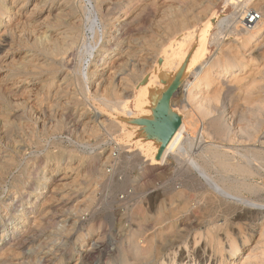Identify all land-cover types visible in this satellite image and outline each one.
I'll use <instances>...</instances> for the list:
<instances>
[{
	"label": "bare ground",
	"instance_id": "6f19581e",
	"mask_svg": "<svg viewBox=\"0 0 264 264\" xmlns=\"http://www.w3.org/2000/svg\"><path fill=\"white\" fill-rule=\"evenodd\" d=\"M78 1L79 0H0V31L2 32V34L8 33L9 31H12L13 28H16L17 25L20 24V23H24V24L28 25L27 28L28 27H31L32 28V27H35L34 25H36L34 23L40 20L38 25L39 26H42L43 30L41 29L42 30L41 31V34H39L34 39L35 47L37 49L39 48L44 54L60 57L59 64H58V66H56V69H54V71L57 72V73H59V72L65 73L64 76H63V78L61 79L60 84H58V88L56 89L55 94L56 95L57 94L58 95H60V94L61 95H65V94H63V92L66 91L65 89H69L68 87H70L71 81H74V80L76 81L77 87H79V88L82 87V89H84V90L87 89L88 84L97 83V89L94 90V92L91 91L92 92L91 94L93 95L94 100L95 101H97V100L98 101H101L105 105V107L109 108L112 111V114H115V118L112 119L110 122L108 121V123L106 122L107 124L105 123V121H107L108 118H106V120L103 119L102 121H100L98 123V125L96 123V126L94 124L95 128L92 129L93 132L94 133H97L98 132V127H101L102 125H105V124L107 126V128L106 127L105 128L108 130V131L106 130L107 131L106 133H109L110 134V129H112L113 130L112 133L116 134L117 133V130L119 129V131H121L120 132V135H118V136L116 135V137H114V141L115 142H118L119 145L120 144L123 145V144H125V142H127L126 141V138L128 136H130V134H131L130 130L126 126V122H127L128 119L132 118L136 122H138L139 124L144 125L145 126L144 128L150 134H152V136L155 139V143H156V149L154 150L153 153L150 151L149 148H147L148 147L147 145L143 146L142 143H141L142 146L139 147L138 150L136 148V150L139 151L142 154V156L144 157V159H143L144 161L141 163V165L144 166L143 168L145 170L147 169L146 170L147 173H152L155 169H159V168H162V167H166V163L168 164L167 161H168V159L170 157H173L177 161H181L180 159L182 157H185L186 154H188V151L190 150V148L191 149L194 148L193 147V145H194V143H193L194 135L193 134L196 133L197 131H199V130H197L198 128L196 129V127L198 126L197 125V122L199 121V119H201L200 118L201 116L200 117H198L199 115L197 116V112H200V114H202V115H212L211 116L212 117L211 120H209L210 122L208 121L209 122L208 125H206L207 123L206 124L203 123L200 126V122H199V126H200L199 129L202 131V133L206 132L209 135L211 133H213V134H215L216 136H219V137L220 136L226 137L228 135V133H229L228 132L229 126H227V124H225L224 122H222L221 115L224 113V111L223 110L220 111V107H219V104L221 103V97H220L221 95H220V91L219 90H221L223 87H226V88L229 89V91L228 90L227 91H228V95L231 97L230 94H233V92L230 93V91L232 89H235L233 85H235V86L239 85L240 86V89L241 88L243 89V94L239 97V99H244L246 102H251V103L254 101L253 89H254L255 83L254 82H251V83L242 82L239 79V76L238 75H239V72H241L242 70H245V69L249 68L256 61L255 58L253 57V49H254V47H256L257 44H259L262 41H264V14H262L263 15V18L260 16V18L257 19L255 17V14H254L253 11L250 10L251 13L248 14V11L249 10L248 9L246 10V9L243 8V10H245V11H242L241 13H238L237 12L238 13L237 14L235 12L236 14L233 13V15L232 14L229 15L230 17H225L223 19L221 18V20L219 21V25L220 24L222 25L226 21H229V22L232 21L233 24L230 25V26H228V27H230L229 28L230 29V33L229 34L232 35L235 38H237V37H241L242 38L243 37V41H242L241 48L237 47L236 44H235V46H232V45L230 46L229 44L231 42H229V43L227 42L228 45L230 46L229 48L226 46V48L228 49V52L227 53H224L222 57H219V58H216V59H213L212 58L213 59L212 60V59L206 58V54H208V53H207V47H206V45L203 44V40L206 39V37H207V31L209 30V27H211V25H212V20H214V18H215L214 15H212L213 13L211 14L212 16H208L207 13L210 10H204V8L201 9L199 5L196 6V7H199V9L197 8L198 11L200 9L202 10V11H199L198 12V15L199 16L202 15V13L205 14V12L207 11V13L202 17V20H204V24L202 26L203 28L200 29L199 33H197L196 30H192L193 29L192 26L195 27L194 24L192 25V23H193L192 21H194V19L196 18V16H194L192 13L191 14L193 16H191L188 9H187L188 11H185V9L182 8V5L183 4H181V3H179L181 5L177 4V5H179V7L177 5H174V6L177 7L176 9H173V8L171 9V5H168V3H166L167 5L165 4V6L163 7V8H167L166 9V12L167 13L165 14V16L163 18V22H164V24H163L164 27H163V32H162L163 33L162 34L163 35L162 36L163 38H160V40H157L159 37L157 38L156 35H155L156 38H152V37H154V34L152 35V33H151V38H150V36L149 37H146L147 39L148 38H150V40L151 39H153V40L156 39L158 41V43H155L156 41L153 42V43L156 44L155 45L156 49H155L154 46H152L153 48L149 46V48L155 49L154 51H157V55L152 56L151 57L152 59L150 58L151 59V61H150L151 66L149 67L148 70L145 69L147 71H145L143 74H141L143 72V70H142L143 67L141 66L142 68H140L141 69L140 74L142 76L134 84H132V89L130 88V86H128V84H125L130 89L128 87H127L128 89L125 88V87H122V88H125L126 89L125 90L126 92L123 89V91L125 93H122L123 92L122 91L121 92V95H120L118 93L119 91L117 92L116 87H115V84L111 80V78L114 77V76H116L117 73H120V72H122L124 70L125 63H126L124 61V58H125L124 56L125 55L131 56L135 52V50H133L134 49L133 46L130 45V43H132V42L129 41L130 38L128 37V29H129V27L131 25H133L134 23H136V21H138L141 18L142 14H144V12L147 11V8L152 7V5L154 6L155 2L158 1V0H115L116 2L115 1L114 2H109L107 0H80V1L84 2L83 4L82 3L81 4L78 3ZM161 1H163V0H161ZM166 1L167 2L169 1V3H170V1L173 2L174 0H166ZM180 1L183 2V3L186 2V3L190 4V5L194 4V9H195V12H196L195 5L198 3V0H196V2H197L196 4H195V2L194 3L192 2L193 0L191 1V3H190V0H180ZM201 1H199V2H201ZM246 1H248V0H246ZM249 1L251 2V0H249ZM108 2H109V4H108ZM164 2L165 1H163V3ZM176 2H178V1H176ZM260 2H262V1H260ZM186 3H185V5H186ZM201 3H199V4L203 6L204 4H201ZM227 3H229L228 0H227ZM263 4L260 3L261 6ZM27 5H30V6H28V10L27 11H22V9L24 7H27ZM235 5L233 7H235ZM180 6H181V8L183 10H180L179 9ZM187 6H189V5H187ZM211 6H212V4H211ZM240 7H241V5H240ZM240 7L238 9H240ZM247 7H249V6H247ZM16 8H18V9H16ZM163 8H162V10L165 11V9H163ZM205 9H207V7ZM101 10L103 12H101ZM148 11H150V10H148ZM153 11H154V13L155 12L156 13L158 12V11H155V8H154ZM84 13H87L88 17L87 16L86 17L89 18L90 21H91V26L89 28V31L91 30V32H92V35H93L92 36L93 37V43L90 44V42H89L90 46L88 44L85 45V47H87V45L89 46L87 48H90V49L89 50H86V51H88L90 53V55L93 52V50L95 51V48L97 47V45L100 42V39L102 38V42L99 44L100 45V49L98 50V48H97L98 53L95 54L94 57L92 56L93 58L90 59L91 62H90V71H89V73L91 74L92 80H90V82H88V84L86 82L87 76H84L83 75V77H81V78L79 77L81 75L80 73H82L81 72L82 71V68L80 67V65L83 62L80 65L76 63L74 69H70V67H66V68L63 69V66L61 64V62L64 61V58H66L68 55L72 54L74 51H76V50L79 49V43L81 42L82 38L84 39V35L86 34V32H85V28L86 27L84 25L85 23H84V19H83V16H82ZM226 15H228V14H226ZM252 15H254V16L252 17ZM23 16H25L24 17L25 18L24 21L22 20ZM103 16H105L104 17L105 18V21L104 22H103ZM156 16L157 15H155V17ZM146 17L144 19H146ZM250 17H252V18H250ZM150 18H151V20L153 19V17H150ZM141 21H143V20H141ZM98 22L101 24V25H99V27H98V24H97ZM105 22H108V27L107 28L104 27L105 26V24H104ZM153 22H151V23H153ZM199 22H201V21H199ZM214 22H215V20H214ZM229 22H226L227 25L229 24ZM160 24H162V21H161ZM156 25H158V23ZM139 26L142 27V25L140 24V22H139ZM139 26H136V29H139L140 30L141 27L140 28H137ZM215 26H216V24H215ZM101 28H102V31H100ZM131 28H134V27H131ZM226 28L227 27L224 28L225 29L224 31H227ZM86 29L88 30V28H86ZM130 31H129V33H130ZM222 31H221V34H222ZM32 32H33V30H32ZM100 32H102V35H100L101 34ZM155 32L157 33L158 31H155ZM131 34H130V36H131ZM216 34L218 35V34H220V32L219 33H216ZM13 36H14V34H13ZM199 36H201V37H199ZM96 37L98 39L97 40H94V39H96ZM139 38H140V36H139ZM0 39H1V36H0ZM132 41H133V39H132ZM139 41H140V39H139ZM199 41L202 42L200 44V46H198V42ZM212 41H213V39H212ZM228 41H230V40H228ZM237 41H239V40L237 39ZM142 42L144 44V39H143ZM210 44H211V42H210ZM132 45H135V44H132ZM144 45H147L146 44V41H145V44ZM13 46L10 45V47L5 51V53H3L2 55H0V64L1 65H2V63H6V62L9 63V62H11L12 59H16V57H13L14 56V53L16 51V49H15L16 45H15V47H13ZM258 47L260 48V46H258ZM221 49H223V48H221ZM227 49H225V50H227ZM80 50H82V49H80ZM29 52H31V50H27V52L25 53L26 55L23 54L24 56L23 55L21 56L22 57L21 58L22 59L21 61L13 63V68L11 70V73L14 74V73H16L18 71H25L30 65L31 66L32 65H35L34 64V59H35L36 54L35 53H32L31 54ZM88 52L86 54H88ZM223 52H224V50H223ZM83 53H85V52L83 51ZM145 55H146V53H145ZM151 55H152V53H151ZM142 56H139L138 55L137 58H140ZM146 56H148V55H146ZM149 56H150V54H149ZM149 56H148V58H149ZM148 58L145 57V56H144V58L142 57L143 61H145L146 59L148 61ZM17 59H18V57H17ZM143 61H141L140 63L142 64ZM41 65H43L42 62H41ZM135 65H133V66H135ZM52 66L55 67V65H52ZM39 67L42 68V66H39ZM44 67H46V66H44ZM54 67H52V68H54ZM85 68L86 67H84V69ZM32 69H34V68H32ZM131 69H133V67ZM134 69H135V67H134ZM34 71H36V70H34ZM108 72H109V75H108L107 78H110V77L111 78L108 80L107 83H103L107 79V78H105V76L107 75ZM83 74H84V71H83ZM240 78H243V77H240ZM120 80H121V78H120ZM20 81L21 80H19L17 82H20ZM35 82H36V80H35ZM101 83H103L105 85L102 90L100 88V84ZM141 83L143 84L142 86H140ZM20 84L21 83H17V86L16 87H19ZM1 86H2V84H1ZM5 87L6 86H4V89L2 90L3 93H6L8 91V90L6 91ZM26 88H29V87H26ZM122 88L120 90H122ZM226 88H224V89L226 90ZM88 89H90V88L88 87ZM23 90H24V88H23ZM26 91H29V90H25V96H27L25 99L28 100V101L32 100V96H33V94H36V92L32 93V92H26ZM68 91L69 90H67V92ZM11 92L13 93V91H11ZM11 92H9V94ZM23 92L21 91V95H22ZM86 92H87V90H86ZM224 92H226V91H224ZM179 93H181V95L178 97L179 98V102H177V104H175V106H176V109H175V108L172 107L173 106V101H175V100H173V98H174L175 95L177 96V94H179ZM10 95H12V94H10ZM10 95H9V97H10ZM16 95H17V93H16ZM21 95H19V96H21ZM36 95H37L36 98H38L40 96V94H36ZM48 95L51 96L50 94H48ZM88 96H89V94H88ZM22 97L24 98V96H22ZM14 98L15 97H13V99ZM231 99H232V97H231ZM8 100H9V98H8ZM16 100H17V98H16ZM85 100H86L85 101V104H87V99H85ZM226 100L228 101V99H226ZM240 101L239 102L237 101V102L238 103H242V101L241 102ZM46 102H48V101H46ZM63 102H66V101H63ZM101 102H99V104ZM232 102H233V100H232ZM238 103H236V104L239 107V104ZM244 103L245 102H243V104ZM31 104H33V103H31ZM62 104H60V105H62ZM232 104H234V102ZM255 104H256V102H255ZM262 105L263 106H262V109L260 110L259 115H261L264 112V103ZM50 106H52V105H50ZM223 106L225 108L226 105L224 104ZM2 107H3V105H2ZM15 107H17L19 109L18 106L15 105ZM232 107H234V106H232ZM5 108H7V107H5ZM230 108H231V106H230ZM243 109H245V108H243ZM101 110L103 111V110H105V108H102ZM10 111H9V113H11ZM236 111H237V109H236ZM241 111H242V108L240 109V112ZM245 111H247V109ZM4 112H5V110H4ZM7 112L8 111H6L5 113H7ZM44 112H43V114H44ZM216 112H219L218 115H220V116H217V115L215 116L214 114ZM235 112H234V116H235ZM49 113H51V112H49ZM195 114H196V119L198 118V120H194L193 119V118H195L194 117ZM63 116H65V115L63 114L61 117H63ZM3 117H4V115L2 116V118ZM7 117H5L6 119H4L5 123L2 121L6 125V127L7 128L9 127L11 129H13L14 127H16V123H13V122L11 123L10 122V117H8V118ZM42 117H45V116H42ZM238 117H240V116H238ZM249 117H251V116H249ZM0 118H1V115H0ZM48 118L50 120V117H48ZM48 118H46V119H48ZM17 119H18V117H17ZM238 119H240V118H238ZM0 120H2V119H0ZM63 121H64V118H63ZM52 122H50V123H52ZM231 122L232 121H230V123ZM258 122H260V121L257 120V123ZM70 123H73V122H70ZM77 123H74V124H77ZM94 123H95V121H94ZM238 123H239V121H238ZM4 124H3V126H5ZM42 124H43V122H42ZM86 124H88V123H86ZM52 125H53V123H52ZM70 125H73V124H70ZM89 125H90V123H89ZM19 126H21V125H19ZM35 126H36V124H35ZM83 126H85V125H83ZM25 128L27 129V126H25ZM50 128L51 127H49V129ZM53 128H54V126H53ZM81 128H83V127H81ZM47 129H48V127H47ZM59 129L57 130V132L60 131ZM79 129H80V126H79ZM114 129L115 130L117 129L116 132H114L115 131ZM235 129H236V127H235ZM86 130H88V129H86ZM135 130H136V128H135ZM208 130H209V132H207ZM67 131H69V130H67ZM80 131L83 132V130H80ZM3 132H4V130H3ZM71 132H72V130H71ZM76 132H77V130H76ZM235 133H237V132H235ZM22 134H23V132H22ZM51 134H53V133H51ZM262 134H264L263 131H262ZM28 136H31V135L29 134ZM98 136L99 135H97L96 137H98ZM219 137H218V139H220ZM221 138H223V137H221ZM18 140H19V138H18ZM215 140H216V137H215ZM258 140H256V141H258ZM260 140H261V138H260ZM16 141H17V139H16ZM27 141H29V140H27ZM13 143H16V142L14 141ZM17 143L15 144L16 146H17ZM201 143H203V141ZM6 144H7V142L5 143V145ZM127 144H129V143H127ZM261 144H262V140H261ZM252 146H254V145H252ZM262 146H264V143L262 144ZM123 147H125V145H123ZM123 147L121 149H124ZM126 147H128V146H126ZM20 148L21 147H19V150H20ZM199 148L201 149V147H199ZM258 148L255 147V149H253L251 151L253 154L248 151L249 153L252 154V157H253L252 160L253 161L254 160H259L258 158H260L261 156L264 155L263 154L264 153L263 149H260V148L258 149ZM262 148H264V147H262ZM72 150H74V149H72ZM113 151L114 150H112V152L110 154L109 153H107V154H108V157L113 160V162H114V160L116 162V159L112 156V154L114 153ZM194 151H196V149H194ZM194 151H192V152H194ZM230 152H232V151L227 150V149H223L222 150V148L221 147H218V145L217 146H214V145L210 146L209 145V146L205 147V152L204 153H206L207 155L208 154H211L212 157H214L216 160H218V163H217L219 165L218 168H220L221 171H223V172L232 171L237 176H243L246 173L249 174L248 176L252 175V173H253L252 172V169H254V168H252V166H251L252 165L251 161H249V160L246 161V158L241 156V159L242 158L245 159L244 160V161H246L245 163L242 162V161L239 162V163L238 162L237 163H234V162L232 163V162H230V159H228V157L231 155ZM21 153H23V152H21ZM66 153H68V157L60 156V155H53L51 157L45 158L44 161L42 162V164H40V168H38V170L41 171L40 173H38L36 170H32L31 173L33 175H31V176H34V175L37 176V175H39L38 178H39V181L40 182H38L39 183L38 185H36L34 187L33 186L31 187V190L29 192H27L28 193L27 198H24L23 199V195L22 194L24 192H26V191L29 190L28 189L29 186H27L28 184H30L29 181L26 184L23 185L24 186L23 189H21V190L13 189L10 192H8V198L6 200H0V223L2 221V224H3L4 223V220H5L6 222L8 221V224H12L13 225L12 227H10V229H8L10 231L7 233V235L4 233L2 236H5L6 235L5 238L11 239V240L15 239L16 241H14V242H16V243L19 242L17 244H20L21 243L20 241L21 240H24V238H25V237H21V239H20L18 237L21 233H24L25 232L26 234H29L34 229H38V228L45 229V226L47 224V221L48 222L49 221H52V223H53V220H50V217L53 216L52 213L55 211L54 210L55 208L58 209V206H60L62 202H64V204L67 202L66 201L67 198L65 196H66V194H69V193H65L62 196H61V194L64 193L63 192L64 191V188H66L68 185H71V181L67 182V180L73 177L71 174L74 173L73 171H75V169L77 167V166H75V163L72 162L74 160L73 156H75V154L73 155L72 151H70V150L67 151ZM140 153H139V155H141ZM195 153L197 154V152H195ZM234 153L236 154L237 152L234 151ZM200 155H198V156H200ZM203 155H205V154H203ZM242 155H244V154L242 153ZM238 156H240V155H238ZM108 157L107 156L105 157L106 158L105 160L107 162H108V159H107ZM203 157L204 156H202V158ZM205 157H207V156H205ZM209 157H211V156H209ZM200 158H201V156H200ZM261 158H260L261 160H259V161H262V160L264 161L263 157H261ZM88 159H89L88 161H90L92 164H95V165H96L97 162H99V161H97V158H95V157H91V158H88ZM110 159H109L108 164L110 163V165L112 167V164H111L112 162H110ZM188 159L192 163L191 166H193L194 168H195V166L200 168V173H201V175L203 177V180L205 181V183L207 185H210V187H212L213 190H215V192L218 195H221V197L223 196V197H226V198H231L232 200L233 199L234 200H236V199H239L240 200L241 196L240 195H239L240 197L237 196V193H236V192H238V188L236 189L237 190L236 192L232 193L233 191H235L233 188H231L234 184L231 185V187L228 186L229 188L225 187L226 185L225 186L223 185V184H225L224 183L225 180H226V184L229 185V183L227 182L228 179H225L223 181V184L222 185L224 187H222L219 184H217L214 181H212L210 175L203 169V166L200 165L197 162V159L196 158H194V157H188ZM5 160L2 162L1 159H0V179H2L4 176L6 177V174H7L8 170H9L10 165L13 164L14 158L12 156H10L9 159H6L5 158ZM202 160L205 161L204 158ZM259 161H257V162H259ZM103 162H105V161H103ZM184 162H185V160H184ZM205 162L207 163V161H205ZM214 162L216 163L217 161H214ZM182 163L183 162H181V163L179 162V165L182 164ZM186 164H185V166H186ZM207 164H209V163H207ZM258 164L260 165L261 163L259 162ZM76 165H79V164H76ZM97 165H99V164H97ZM100 165H102V164H100ZM100 165L98 167H100ZM105 165H103V166H105ZM263 165L264 164H262V166ZM103 166H101V167H103ZM182 166L184 167V164ZM209 166H210V164L207 167H209ZM95 167H93V169ZM126 167H127V165H126ZM183 167H181L182 168L181 170L182 171H185V170H183L184 169ZM213 167H212V169H213ZM260 167H261V165H260ZM187 168H189V167H187ZM90 169H91V167H90ZM96 169H98L97 171L100 174L101 169L99 170V168H97V167H96ZM215 169H216V172H217V168H215ZM197 170H198V168H197ZM178 171H179V169H178ZM260 171H259V173H260ZM88 172H89V169H88ZM88 172H87V174H86V172L84 174L88 175ZM162 172H163V170H162ZM185 172H187V171H185ZM93 173H94V171H93ZM161 173L159 172L160 175H161ZM189 173L191 174V170H190ZM177 174H179V173H177ZM180 174H181V172H180ZM28 175H30V174H28ZM255 175L257 177V174H255ZM255 175H252V176H255ZM154 176H155V174H154ZM171 177H172V179L174 178L173 176H171ZM177 177H179V176H177ZM195 177L192 176L191 179L193 180V179H195ZM31 178H33V177H31ZM79 178H80V180H78V179H76V180L77 181H81L82 178L80 176H79ZM83 178L85 180V178H87V177L84 176ZM102 178H103V176H102ZM180 178H181V176H180ZM188 178L190 179V177H188ZM217 178H219V177H217ZM88 179H90V178H88ZM172 179L170 178L169 181H172ZM97 180L98 179H96V182H97ZM181 180H183V179H181ZM235 180H237V179H234V181ZM85 181H87V180H85ZM147 181L146 182L143 181V182H145V184H147L148 183ZM199 181L200 180L198 179V181H196V183L199 182ZM231 181H232V179H231ZM82 182H83V180H82ZM92 182H95L94 179L92 180ZM164 182H167V181H164ZM183 182H182V184H183ZM220 182L222 183V180ZM77 183H79V182H77ZM98 183H99V180H98ZM202 183L203 182H201V185H202ZM232 183H233V181H232ZM250 183H248V184H250ZM91 184H92V186H94L93 183H91ZM242 184H245V181ZM197 185H198V183L195 185L196 187L194 185H193V187L197 188L198 187ZM201 185L199 187H201ZM203 185H205V184H203ZM235 186H237V185L235 184ZM243 186L244 185H242V187ZM173 187H175V185ZM173 187L171 186V188H173ZM188 187H191V186H188ZM199 187L197 189H199ZM256 187L258 188V185ZM256 187H254V188L251 187V188L256 189ZM171 188L168 189V190H171V191L174 190V188L173 189H171ZM187 188H186V190H187ZM246 188L249 189V185H248V187L246 186ZM197 189H191V190L197 191ZM231 189H233V191ZM243 189H244V187H243ZM191 190L189 192H191ZM246 190H244V191H246ZM171 191H169V192H171ZM253 191H255V190H253ZM253 191H251V192H253ZM67 192H69V191H67ZM98 192H100V191H98ZM162 192H165V191H162ZM181 192L182 191H180L179 193H181ZM90 193H92V195L94 194L93 192H90ZM90 193H88V194H90ZM141 193L143 194V192H141ZM166 193H167V190H166ZM182 193H184V192H182ZM182 193H181V195H182ZM187 193H186V196H187ZM178 194H176V195H178ZM197 194L198 193H196L195 195H197ZM207 194H209V193H207ZM154 195L157 197L159 195V193H156ZM203 195L201 196L202 199H203ZM69 196L67 195V197H69ZM75 196H76V194H75ZM75 196H74V198H75ZM86 196L84 197L85 199L84 198L82 199L84 201H81V203H84L85 200H86V202L89 201L88 198H86ZM91 197L92 196L90 195L89 198H91ZM180 197H182V196H180ZM195 198H196V196H195ZM212 198H210L211 201H212ZM93 199L94 198H91L90 201L93 200ZM174 199H175V197H174ZM214 199L215 200H218L216 198H214ZM183 201H184V199H183ZM187 201H186V203H188L189 205H190L191 202H193V201H191V202L190 201L187 202ZM199 201H201V200H199ZM208 201H209V199H208ZM242 201H244V200H242ZM78 202L80 203L79 199H78ZM78 202H77V206H78ZM215 202H218V201H215ZM219 202H220V200H219ZM28 203L31 204V205L27 206ZM174 203H177V202H174ZM201 203H199V204H201ZM212 203H214V202L212 201ZM223 203H222V205L225 206L226 203H224V204ZM254 203H255V201H254ZM254 203H252V205ZM182 204H184V203H182ZM182 204H180V205H182ZM188 204H187V207H188ZM194 204H196V203L194 202ZM175 205L176 204H173L172 201L171 202L168 201L167 204L165 203V204H163V206H159L158 207L159 209H157L158 211H157L156 215H154V218H152V220L148 219L147 218L148 217L147 215L144 218L143 216H145V214L142 216L143 217V218H141L142 221H140L138 223V226H139L138 228L141 229V231L139 232L137 230L136 231L132 230V236H131V232H130V234L128 233L129 236L127 235L128 238H126L127 249L125 250V252H123L122 259H121L120 262H118V264H141L143 261L147 262L146 264H150V263H152V264H201V261L205 260V257L203 255V252L205 253L206 251H208V254L210 252V254L208 256L209 257V261L206 260L205 261V264H210L211 263L210 262L211 260L216 261L217 262L216 264H264V262L259 261V259H258L259 257L258 256H255V254H253L252 253V250H251V249H253L256 246V245H254V241L251 242V238H253V235H254L253 232L255 231L257 225H259V222L258 223L249 222L248 223V227L249 228H247V230H245L244 228H241L240 233L233 234V233H230L231 230L229 229L228 226H226V223L220 224L221 223V221H220V223L217 224V221H215V220H209V222H208L207 218H205V219L202 218L201 220L199 219V221H198L201 224L200 228L205 227L206 229L204 230V228H203V230H201L200 228L199 229L197 228L198 231L195 232V233H193L194 234L193 240L195 241V244H193V245L195 246V249L197 247V250H195V249L192 250L191 248H189L188 245H186L187 254L184 257L182 256L183 254L179 253L175 248H174L175 250H173L172 252L168 253L166 256L163 255V254H161L160 250H162V248H164L167 245V243L170 240H172V238L173 239L176 238V237L178 238V235L181 236V237H184L185 236L184 235V231H185L184 228L185 227H179L178 226L179 219H177V216H180L178 214H181L180 213V210L181 209L180 208L177 209L178 206L176 208H174ZM209 205H212V204L209 203ZM74 206H75V204H74ZM185 206H186L185 204H184V206H181V207H183L182 208L183 211H186V209H187V207H185ZM216 206H215V208H216ZM13 207H16V209H14ZM67 207H69V206L67 205ZM137 207L139 209L141 206L140 207L137 206ZM212 207H213V205H212ZM223 207H222V209H224ZM69 208L71 209V208H74V207H69ZM76 208H79L80 211L82 210V208H80V206L79 207H76ZM86 208L88 209V207H85V209ZM195 208H196V206H195ZM225 208H227V204H226ZM140 209H142V208H140ZM205 209H206V207H205ZM205 209H203V210H205ZM207 209H209V208H207ZM220 209H218L219 210L217 212L218 214H220V213L222 214V213L225 212L224 210H223L224 212H220ZM222 209H221V211H222ZM262 209H263V207H262ZM24 210H26V211H24ZM59 210L61 211V209H59ZM76 210H77V213H78L79 210L78 209H75V211ZM216 210H217V208H216ZM21 211H24V212H21ZM70 211L72 212V209ZM65 212H67L66 209H65ZM143 212H145V211H143ZM227 212H231V211L230 210L229 211L227 210ZM200 213L202 214V212H200ZM132 214H134V213H132ZM139 214H140V212H139ZM197 214H195V216ZM211 214H212V218L214 216H216L215 212H212ZM213 214H215V215L213 216ZM218 214H217V217H218ZM184 215H185V213H184ZM228 217H229V215H228ZM234 217H236V216H234ZM225 218H226V216H225ZM141 219H138V221L141 220ZM259 219H260L259 218V215L256 214L254 220H257L258 221ZM9 220L11 221L10 223H9ZM67 221H68V219H64L62 221L55 222V224L53 226L55 228L52 227V229H53L52 230V233H56L57 236H59V238L62 240V241L61 240H59V241L61 243H63V245L65 243H67V242H70V243H68V244H70V250L68 249L69 250V254L71 255L73 253H77L78 256H79L77 259L81 260L83 257L89 256L93 252L94 246L97 245V242H98L97 240L99 239V236L101 235L102 231H104V230L101 229L100 230V233H99V232H97V230L94 227L93 228H90L86 232H81L77 236L76 240L73 241V242H71L69 240H70V237H71V233L70 232L72 231V228H69L70 225L67 224ZM193 221H191V222H193ZM198 222H196V223H198ZM49 224H51V223L49 222ZM99 224H100V222H99ZM132 224H134V223H132ZM188 224L190 225L192 223L189 222ZM200 224H198L197 226H199ZM52 225L53 224H51V226ZM184 225H182V226H184ZM3 226L5 227L4 224H3ZM92 226H93V224H92ZM239 226H241V225H239ZM48 227H49V225H48ZM194 227H196V226H194ZM242 227H244V226H242ZM260 228H262V227H260ZM48 229L46 228L45 230H48ZM242 229H243V231H242ZM260 230H262L261 235L264 236V227L262 229H260ZM42 231L44 232V230H42ZM150 231H152V232H150ZM223 231L226 232V233H228V235L229 234L233 235V238L230 239L232 237L230 235V238L229 239L227 238L228 240H224L221 237V232H223ZM148 232H149V234L151 233L150 236H149ZM32 234H34V231H33ZM50 235H51L50 236L51 238L49 236H47V239L45 238L44 240H52L50 242H55V243H56V240H57V246H58L59 245L58 244L59 243L58 242V239H52V234H50ZM173 235H174V237H173ZM30 236H32V235H30ZM36 236H33V237H36ZM64 238H65V241L63 240ZM140 238H142V239L144 238V241L146 242L145 243L146 245H143V246L140 245V243H139L140 242L139 241ZM258 238H259V236H258ZM25 240H24V242H25ZM179 240H182V239H178L177 241L180 242ZM173 241H175V240H172V242ZM8 242H10V241H8ZM41 242H42V240H41ZM187 242H188V240H187ZM43 243L46 245V248H47L48 245L45 242H43ZM41 244L42 243H40V244L38 243V247L41 246ZM12 245H13V243H12ZM114 245L115 244H113V246ZM20 246H21V244H20ZM123 247H124V245H123ZM10 248L11 247H9L8 249H10ZM30 248H31V245H30ZM35 248H37V247H35ZM39 248H41V247H39ZM54 248H55V246H54ZM32 249H33V247H32ZM48 249L51 250L50 247ZM48 249H46L47 250L46 252L44 251V249L43 250L42 249H39L38 251L42 250L44 252H42L41 255H38L37 256L38 259L35 257L37 260L36 259H33L32 260L34 263H32V261L30 262V260L27 261V262H26V260L25 261L24 260L23 261H15L14 260L16 263H13V261L10 260V258H11V256H12L13 253L10 252L7 249H3V252H2V249H1V252L2 253L0 252L1 253L0 254V264H29V263L30 264L31 263L32 264H49V261L51 260L50 259L51 252ZM52 249H53V246H52ZM154 249L158 252V255L157 256L154 255L155 254L154 253L155 252ZM57 251H59V250H57ZM195 251L197 252V254L195 253ZM239 251H242V253L239 254ZM22 252H24V251H22ZM52 252H54V251H52ZM55 252H56V250H55ZM20 254H21V252H20ZM20 254H16V255L18 256ZM208 254H206V255H208ZM16 255H15V252H14V257L15 258L17 257ZM140 255H143V257L140 258V259L139 258H135V257L140 256ZM130 256H133V258H134L133 260L134 261H132V262L130 261ZM260 256H262V255H260ZM155 258L157 260V261L155 260L156 262L154 261ZM253 258H254V261H252ZM152 260L154 262H152ZM78 261L75 262L74 264H78ZM58 264H60V263H58ZM61 264H64V261H62Z\"/></svg>",
	"mask_w": 264,
	"mask_h": 264
},
{
	"label": "rangeland",
	"instance_id": "374dc122",
	"mask_svg": "<svg viewBox=\"0 0 264 264\" xmlns=\"http://www.w3.org/2000/svg\"><path fill=\"white\" fill-rule=\"evenodd\" d=\"M79 1H78V3H80V4L81 3L82 4L84 3L82 1H80V2ZM107 1L114 2L115 0H107ZM163 1H165V2L163 3ZM163 1L158 0V1L155 2L154 6L152 5V7H149L150 9L147 8V11H145L144 14H142L141 18L138 21H136V23H134L133 25H131L129 27V29H128V37L130 38L129 41L132 42V43H130V45L133 46V48H134L133 50H135V52L131 56L125 55L124 56L125 58L123 57L124 58V61L126 62L125 63L124 70L122 72H120V73H117L116 76H114L112 78L110 77L111 80L115 84V87H116L117 92L119 91L118 93L120 95H121V92L123 91V89L125 91L126 90L125 88H127L128 86H130V88L132 89V84H134L142 76L141 74H143L145 71H147L149 69V67L151 66V63H150V61L152 59L151 57L154 56V55H157V51H154L156 49V47H155L156 44L155 43H158L157 40H160V38H163L162 37L163 36L162 35L163 34L162 32H163V27H164V25H163L164 24L163 18L165 16V14L167 13L166 12V9L167 8H163V7L165 6L166 3H168V5H171V9L172 8L173 9H176L177 7L174 6V5H177V4L181 3V4H183L182 5V8L185 9V11H188L189 10V13H190L191 16H193V15L196 16V18L194 19L195 22L192 21L193 22L192 25L194 24L195 27L192 26L193 29L192 28L191 29L192 30H196L197 33H199L200 29L203 28L202 26L204 24V20H202V17L207 13V11L205 12L204 10H210L207 13L208 16L214 15L215 18L214 17L213 18H214L215 22H214V20H212V25H211V27H209V30L207 31V37H206V39L203 40V44L206 45V47H207V53L208 54H206V58H208V59H212V58L213 59H216V58L222 57L224 53H227L228 52V49L226 48V46L229 48L231 45L232 46H235V44H236L237 47L241 48V45H242L243 37L242 38L241 37L235 38V37H233L232 35L229 34L230 33V29L229 28L230 27H228V26H230V25L233 24L232 21H230V22L229 21H226V22H229V24L227 25V23L225 22V23L222 24L223 25L222 26L221 24L219 25V21L221 20V18L223 19L225 17H230L229 15H231V14L233 15V13L234 14H236L237 12L238 13H241L242 11H245V10H243V8L246 9V10L247 9L249 10L248 11V14L251 13V11H253L254 14H258L262 18H263V15L262 14H264V4H263L264 3V0H251L252 3L249 0L248 1H246V0L245 1L244 0H228L229 3H227V0H211V1L210 0H202V1L201 0H198V3L196 2V0H193V1L190 0V3H191V1L193 3L195 2V4L197 3L195 5V7L197 5H199L201 9L204 8L203 11L205 12V14L202 13V15H200V16L198 15V12L199 11H202V10L200 9L198 11L199 7H196V12H195L194 4L190 5V4L186 3V2L183 3L180 0H174L173 2L170 1V3H169V1L167 2L166 0H163ZM176 1H178V2H176ZM199 1H201L202 3L199 2ZM260 1H262V2H260ZM109 2H108V4H109ZM185 3H186V5H185ZM199 3L204 4V5L202 6ZM260 3H262L263 5L261 6ZM181 4H179V5H181ZM211 4H212V6H211ZM179 5H177V6L179 7ZM187 5H189L190 7L187 6ZM234 5H235V7H233ZM240 5H241V7H240ZM28 6H30V5H27V7H24L22 9V11H27L28 10ZM247 6H249V7H247ZM206 7H207V9H205ZM239 7H240V9H238ZM154 8H155V11H158L157 13L156 12L154 13V11H153ZM162 8L165 9V11L162 10ZM182 8L180 6L179 9L180 10H183ZM16 9H18V8H16ZM148 10H150V11H148ZM101 12H103V11L101 10ZM226 14H228V15H226ZM155 15H157V16L155 17ZM82 16H83L84 23H85L84 25H85L86 28H88V30L85 28L86 34L84 35V39L82 38L81 42L79 43V49L76 50L77 52L74 51L72 53L73 55L72 54L68 55L69 57L67 56L66 58H64V61H62L61 64L63 66V69L66 68V67H70V69H74L76 63L80 65L83 62L84 64L82 63L80 65V67L82 68V71H81L82 73H80L81 75L79 77L81 78V77H83V75L84 76H87L86 82L88 84V82H90V80H92L91 74L89 73V71H90V62H91L90 59H92L94 57V55L98 53V50L100 49V45L99 44L102 42V38L100 39L99 44L95 48V51L93 50V52L90 55V53L88 51H86V50H89L90 48H87V47H89L90 44L93 43V37H92L93 35H92L91 30L89 31V28L91 26V21H90L89 18H87L88 17L87 13H84ZM252 16H254V15H252ZM24 17L25 16H23V18H22L23 21L25 20ZM104 17L105 16H103V22L105 21V18ZM145 17H146V19H144ZM150 17H153L152 20L154 22L151 20ZM250 18H252V17H250ZM141 20H143V21H141ZM39 21H37L38 23L35 22L34 24H36V25H34L35 27H32V28L31 27H28L27 28L28 25H26L24 23H20V24L17 25L16 28H13V30L12 31H9L8 33L2 34V32L0 31V36H1V39H0V55H2L3 53H5V51L10 47V45H12V46L14 45L13 47H15V45H16V47H15L16 51H15L14 56H13V57H16V59H12L11 62H9V63L6 62V63H2V65L0 64V106H1L0 107V109H1L0 110V115H1V118L0 119H2V120H0V130H1L0 131V141H1L0 142V154H1L0 155V159L3 162L5 160V158L6 159H9L10 156H12L14 158L13 164L10 165L9 170H8V172L6 174V177L5 176L3 177L5 180L3 178L0 179V183H1L0 184V200H6L8 198V192H10L13 189H17V190L23 189V187H24L23 185L26 184L29 181L30 184L27 185V186H29L28 187L29 190L26 191V192H24L22 194L23 195V199L24 198H27V196H28V193L27 192H29L31 190V187L32 186L34 187V186L38 185L39 184L38 182H40L39 181V178H38L39 175H37V176H35V175L34 176H31V175H33L31 172H32V170H36L38 173H40L41 171L38 170V168H40V164H42V162L44 161L45 158L51 157L53 155H60V156L68 157V153H66V152L70 150V151H72L73 155L75 154V156H73L74 160L72 162H74L75 163V166H77V167H76L75 171H73L74 173L71 174L73 177L67 180V182L71 181V185H68L66 188H64V191H63L64 193L61 194V196H62L65 193H69V194H66V196H65L67 198V200H66L67 202L65 204H64V202H62L61 205L58 206V209H56V208L54 209L55 211L52 213L53 216H51L52 218L50 217V220H53V223H52V221H49L53 225L51 226V224H49L48 221H47L46 226L44 225L45 226V229L46 228L48 229L50 227L48 229L49 231L48 230H45V229L38 228V229H34L33 230L34 231V234H32L33 231L30 232L29 234H26L25 232L24 233H21L18 237L20 239H21V237H25L24 240L26 238L27 239L25 240V242H24V240H21L20 241L21 242L20 243L21 246H20V244H17L19 242H17V243L14 242V241H16L15 239L11 240V239L5 238L6 235H7V233L10 231L8 229H10V227H12L13 225L12 224H8V221L6 222L4 220V223H3L5 225V227H4L3 224H2V221H1V223H0V252H1V249H2V252H3V249H7L10 252H12L13 254H12L10 260L13 261V263H16L15 261H23V260L24 261L26 260V262L30 260V262H31L33 259H36V258L38 259L37 256L38 255H41L42 252H44V251L46 252L47 251L46 249H48L50 247L51 250L48 249L51 252V255H50V259L51 260L49 261V264H58V263L61 264L62 261H64V264H74L75 262H77L79 260V259H77L79 256H78L77 253H73L71 255L69 254L70 244H68V243H70V242H67V243H65L63 245V243H61L59 241V240H61L59 238V236H57L56 233H52V230H53L52 227L54 226L55 222H59V221H62L64 219H68L67 224L70 225L69 228H72V231L70 232L71 233V237H70V240H69L71 242L75 241L76 238H77V236L81 232H86L90 228H93L94 227L97 230V232H99V233H100V230L101 229L104 230V231H102L101 235L99 236V239L97 240L98 241L97 242V245L94 246L93 252L89 256H85L81 260H79L78 261V264H118V262H120L121 259H122L123 252H125V250L127 249L126 238H128L127 237L128 233L130 234V232H131V236H132V230H134V231L137 230V231L140 232L141 229L138 228L139 227L138 226V223L140 221H142L141 218H143V217L145 218L146 215H147L148 216L147 218L150 219V220H152V218H154V215H156V213L158 211L157 209H159L158 208L159 206H163V204H165V203L167 204L168 201H170V202L172 201L173 204H176L174 208H176L178 206L177 209H179V208L181 209L180 210V213L181 214H178L180 216H177V219H179L178 226L179 227H185L184 228L185 229L184 235L186 237L185 236L184 237H181V236L178 235V238L176 237L177 239L176 238H174V239L172 238V240H175V241H173L174 243L172 242V240H170L167 243V245L169 247L166 245L164 248H162V250H160L161 254H163V255L166 256L168 253H170V252H172L173 250L176 249L179 253L183 254L182 256L184 257L187 254L186 245H188L189 248H191L192 250L195 249V246L193 245V244H195V241L193 240V236H194L193 233H195V232L198 231L197 228L198 229L200 228L201 224L198 221H199V219L201 220L202 218H204V219L207 218L208 222H209V220H215V221H217V224H219L220 221H221L220 224L226 223V226H228L229 229L231 230L230 233H233V234L240 233L241 228H244L245 230H247V228H249L248 227V223L249 222H253V223H258L259 222V225H257L255 231L253 232V234H254L253 235V238H251V242L254 241V245H256V246L253 249H251V250H252V253L255 254V256H258L259 257L258 258L259 261L264 262L263 261L264 260V245H263L264 244V236L261 235L262 230H260V229H262L264 227V165L262 166V164H264V161L263 160L262 161H259V160L262 159L261 157H263V159H264V155L260 157L261 159L258 158L259 160H254L253 161L252 160V158H253L252 157V154L253 153L251 152L253 149H255V147L256 148L259 147L260 149H263V151H264V148H262V147H264V146H262V144L264 143L263 142L264 141V138H263L264 134H262V131L264 132V112L261 115H259L260 110L262 109V106H263L262 104L264 103V67H263L264 66V64H263L264 63V44H263L264 41L261 42L262 44L258 42L259 44H257L256 47H254L255 50L253 49V57L256 60L255 63L252 66H250L249 68H247V69L242 70L241 72H239V75H238L239 76V79L242 82H245V83H247V82L248 83L254 82L255 83V86H254V89H253L254 101L251 103V102H246L244 99H239V97L243 94V89L242 88L240 89V86L239 85H237V86L233 85L235 89H232L230 91V93L233 92V94H230L231 97H232V99L228 95V91H229L228 88L223 87L221 90H219L220 91V95H221L220 96L221 97V103L219 104V107H220V111H222V110L224 111V113L221 115V120H222V122H224L225 124H227V126H229V129H228V132L229 133H228V135L226 137H224V136H220L219 137V136H216L213 133H211L210 135L208 133H206V132L202 133V131L199 129V127L203 123L204 124L207 123L206 125H208V123L210 122L209 120H211V118H212L211 117L212 115H202V114H200V112H197V116L198 115H199L198 117L201 116L200 117L201 119H199V121L197 122V125L198 126L196 127V129L198 128L197 130H199V131H197L196 133L193 134L194 135V140H193V143H194L193 147L194 148L193 147H192L193 149L190 148V150L188 151V154H186L185 157H182L180 159L181 161H177L173 157H170L168 159V161H167L169 165L166 163V167H162V168H159V169H155L152 173H147V171H146L147 169L145 170L143 168L144 166L141 165V163L144 161L143 160L144 157L137 150L143 144V146L147 145L148 146L147 148H149L150 151L153 153L154 150L156 149V143H155L154 137L152 136V134H150L144 128L145 127L144 125L139 124L134 119L130 118V119L127 120L126 126L130 130V132H131V134L133 136L130 134V136H128L126 138V141L127 142H125V144L122 143L123 145H125V147H123V145H121V144L119 145L118 142H115L114 141V137H116V135L117 136L120 135V132L121 131H119V129L118 130L116 129L117 130V133L114 134V133H112L113 130L110 129V134L109 133H106L108 131L106 129L107 128L106 124L108 123V121L110 122L112 119L115 118V114H112V111L109 108L105 107V105L101 101H98V100L95 101L94 100V97H93V95L91 93L94 92V90L97 89V83L88 84L87 89L84 90V89H82V87L81 88L77 87L76 81L74 80V81H71V85H70V87H68L69 89H65L66 91L63 92V94H65V95H61V94L60 95H58V94L56 95L55 94L56 89L58 88V84H60L61 79L63 78V76H64L65 73H62V72L57 73V72L54 71V69H56V66H58V64H59L60 57L44 54L39 48L37 49L35 47L34 39L39 34H41V31L43 30L42 26H39L38 25L39 24ZM161 21H162V24H160ZM199 21H201V22H199ZM139 22H140V24L142 25L143 28L141 26H139ZM151 22H153V23H151ZM156 22L158 23V25H156L157 24ZM97 24H98V27H99V25H101L99 22ZM104 24H105V26L104 25L103 26L107 28L108 27V22H105ZM215 24H216L217 27L215 26ZM135 25L136 26H139L137 28H140L141 27L143 30L141 28H140V30L139 29H136V26ZM131 27H134V28H131ZM223 27L224 28L227 27L228 28V29L226 28L227 31H224L225 29ZM32 30H33V32H32ZM100 31H102V28L100 29ZM129 31H130V33H129ZM155 31H158L160 34L158 32L156 33ZM221 31H222V34H221ZM219 32H220V34L217 35L216 33H219ZM100 33H101L100 35H102V32H100ZM151 33H152V35L154 34V37H152V38H156L155 35L157 36V38L158 37L159 38L157 40L156 39H154V40L151 39L150 40ZM13 34H14V36H13ZM130 34H131V36H130ZM138 35L140 36V38H139ZM149 36H150V38L147 39L146 37H149ZM201 36H199V37H201ZM216 36L217 37L219 36V37L217 38ZM97 39L98 38L96 37V39H94V40H97ZM132 39H133V41H132ZM139 39H140V41H139ZM143 39H144V44H145V41H146V44L147 45H144L143 44V42H142ZM212 39H213V41H212ZM237 39L239 41H237ZM228 40H230V41H228ZM89 42H90V44H89ZM153 42H155V43H153ZM210 42H211V44H210ZM227 42L228 43L231 42L229 44L230 46L228 45ZM201 43L202 42L199 41L198 42V46H200ZM86 44H88L89 46L87 45V47H85ZM132 44H135V45H132ZM149 46L150 47L154 46L155 49H152L153 47L152 48H149ZM258 46H260V48ZM97 48H98V50H97ZM221 48H223V49H221ZM80 49H82V50H80ZM225 49H227V50H225ZM27 50H31V52H29L31 54L32 53H35L36 54L35 59H34V64L35 65H32V66L30 65L28 67L29 69L27 68L25 71H18V72L14 73V74L11 73V70L13 68V63L21 61L22 60L21 59L22 58L21 56L23 54L26 55L25 53L27 52ZM223 50H224V52H223ZM83 51L85 53H83ZM87 52H88L89 55L86 54ZM145 53L148 56L150 54L149 58H148V56L145 55ZM151 53H152V55H151ZM138 55L139 56H142L143 55L142 56L143 58H144V56L147 57L148 58V61H147V59L145 61H143L142 57L137 58ZM17 57H18L19 60L17 59ZM141 61H143L144 63L142 62V64H141L140 63ZM41 62L43 63V65H41ZM37 64L38 65L40 64L39 66H42V68H40ZM52 65H55V67L52 66ZM133 65H135V66H133ZM44 66H46V67H44ZM52 67H54V68H52ZM84 67H86V68L84 69ZM132 67H133V69H131ZM134 67H135V69H134ZM32 68H34V69H32ZM140 68H142V70H143V72L141 74H140V72H141V69ZM145 69H147V70H145ZM34 70H36V71H34ZM83 71H84V74H83ZM108 75H109V72L107 73V75L105 76V78H107ZM240 77H243V78H240ZM110 78H107L103 83H107ZM120 78H121V80H120ZM19 80H21V81L20 82H17ZM35 80H36V82H35ZM17 83H21L19 87H16L17 86ZM103 83H101L102 85L100 84L101 90L105 86ZM1 84H2V86H1ZM125 84H128V86L125 85ZM142 85L143 84L141 83L140 86H142ZM4 86L7 87V88L5 87L6 91L8 90L7 92L4 90L6 93H3V91H2L4 89ZM26 87H29L30 89L29 88H26ZM88 87L90 89H88ZM122 87H125V88H122ZM23 88H24V90H23ZM121 88H122V90H120ZM224 88H226V90ZM25 90H29V91H26V92H32V93L36 92V94H40V96L38 98H36L37 95L36 94H33L32 100L28 101V100L25 99L27 97V96H25ZM67 90H69V91L67 92ZM86 90H87V92H86ZM11 91H13V93ZM21 91L22 92L24 91L23 92L24 94L22 93V95H21ZM124 91L122 93H125L126 92V91L125 92ZM224 91H226L227 93L224 92ZM9 92H11L10 94H12V95H10ZM16 93H17V95H16ZM8 94L10 95V97H9ZM48 94H50L51 96H49ZM88 94H89V96H88ZM19 95H21V96H19ZM180 95H181V93L177 94V96L175 95L174 96L175 99L173 98V100H175V101H173V106L172 107L175 108V109H176L175 104H177V102H179V98L178 97ZM22 96H24V98ZM13 97H15V98L13 99ZM8 98H9V100H8ZM16 98H17V100H16ZM85 99H87V104H85V101H86ZM226 99H228V101ZM232 100H233L234 104H232L233 103ZM240 100L242 101V103H238ZM46 101H48V102H46ZM63 101H66V102H63ZM99 102H101L100 103L101 105L99 104ZM243 102H245L246 104L244 103L245 104L244 105ZM255 102H256V104H255ZM31 103H33V104L35 103V104L33 105ZM236 103L239 104V107L237 106ZM60 104H62V105H60ZM224 104L226 105L225 108L223 106ZM2 105H3V107H2ZM15 105L18 106L19 109L17 107H15ZM50 105H52V106H50ZM229 105L231 106L232 109L230 108ZM232 106H234V107H232ZM5 107H7V108H5ZM102 108H105V110L102 111L101 110ZM241 108H242V111L240 112V109ZM243 108H245V109H243ZM236 109H237V111H236ZM246 109H247V111H245ZM4 110H5V112L6 111H8V112L5 113ZM9 111L11 113H9ZM43 112H44V114H43ZM49 112H51V113H49ZM234 112H235V116H234ZM218 113L219 112H216L214 115L215 116L216 115L217 116H220V115H218ZM63 114L65 116L61 117ZM3 115H4V117L2 118ZM72 115L73 116L75 115V116L73 117ZM7 116L10 117V122L11 123L12 122L13 123H16V127H14L13 129H11L9 127L7 128L6 125L4 124L5 123L4 119H6L5 117H7ZM42 116H45V117H42ZM238 116H240V117H238ZM249 116H251V117H249ZM17 117H18V119H17ZM48 117H50V120H49ZM194 117H195V118H193L194 120H198V118L196 119V114H195ZM46 118H48V119H46ZM63 118H64V121H63ZM106 118H108L107 121H105V123L106 122L107 123L105 125H102L101 126L102 128L101 127H98V132H97L98 134L97 133H94L92 129L95 128L96 123L98 125V123L100 121H102L103 119L106 120ZM238 118H240V119H238ZM257 120L260 121V122L257 123ZM94 121H95V123H94ZM230 121H232V122L230 123ZM238 121H239V123H238ZM42 122H43V124H42ZM50 122H52L53 125ZM70 122H73V123H70ZM199 122H200V126H199ZM74 123H77V124H74ZM86 123H88V124H86ZM89 123H90V125H89ZM3 124L5 126H3ZM35 124H36V126H35ZM70 124H73V125H70ZM94 124H95V126H94ZM19 125H21V126H19ZM24 125L27 126V129L25 128ZM83 125H85V126H83ZM53 126H54V128H53ZM79 126H80V129H79ZM47 127H48V129H47ZM49 127H51V128L49 129ZM81 127H83L84 129L81 128ZM235 127H236V129H235ZM135 128H136V130H135ZM58 129L60 131L57 132ZM70 129L72 130V132H71ZM86 129H88V130H86ZM3 130H4V132H3ZM67 130H69V131H67ZM76 130H77V132H76ZM80 130H83V132L80 131ZM116 130L114 132H116ZM22 132H23V134H22ZM50 132L53 133V134H51ZM207 132H209V130ZM235 132H237V133H235ZM29 134L31 136H28ZM97 135H99V136L96 137ZM215 137H216V140H215ZM218 137L220 139H218ZM221 137H223V138H221ZM18 138H19V140H18ZM260 138L262 140V144H261ZM16 139H17V141H16ZM27 140H29V141H27ZM256 140H258V141H256ZM14 141L16 143L18 142L17 143V146L18 147L15 145L16 143H13ZM202 141H203V143H201ZM6 142H7V144L5 145ZM127 143H129V144H127ZM209 145L210 146H212V145L217 146L218 145V147H221L222 150L223 149H227V150L232 151V152H230L231 155L229 154L230 156L228 157V159H230V162H232V163L233 162L234 163H237V162L239 163L241 161L245 163L247 160L251 161V163H252L251 166H252V168H254V169H252V172H253L252 175L257 174V177H256V175L255 176H252V175L248 176L249 174H247V173L244 174L243 176H237L232 171H229L230 173L229 172H223V171H221V169L218 168V166H219L217 164L218 163V160H216L214 157H212L211 154H208L207 155L206 153H204L205 152V147H207ZM252 145H254V146H252ZM126 146H128V147H126ZM19 147H21L20 150H19ZM122 147L124 149H121ZM199 147H201V149ZM136 148H137V150H136ZM72 149H74V150H72ZM194 149H196V151H194ZM112 150H114L113 151L114 152L113 153L114 155L112 154V156L116 159V162H115V160L113 162V160L108 157V154L107 153L110 154L112 152ZM192 151H194V152H192ZM234 151L237 152V153L235 154ZM248 151L251 152L252 154L249 153ZM21 152H23V153H21ZM138 152L141 155H139ZM195 152H197V154ZM242 153L244 155H242ZM203 154H205V155H203ZM198 155H200L201 158ZM238 155H240V156H238ZM106 156L108 157L107 158L108 159V162H109V159H110V162H112L111 163L112 164V167H111L110 163L108 164V162L105 160L106 159L105 158ZM187 156L188 157H194V158H196L197 159V162L200 165H202L203 166V169L210 175L212 181H214L215 183L219 184L220 186L224 187L226 185L225 187L229 188V187H231V185L234 184L231 188H233L235 191H233V189H231L233 191L232 193L236 192L237 191L236 189L238 188V192H236V193H237V196H239V195L241 196L240 200L239 199H236V200L233 199L232 200L231 198H226V197H223V196L221 197V195H218L215 192V190H213V188L210 187V185H207L205 183V181L203 180V177H202V175L200 173V168L199 167H196V166L194 168L193 166H191L192 163L188 159ZM202 156H204L203 158L205 159V161H207V163L210 164L209 167H207L209 164H207L204 160H202L203 159ZM205 156H207L208 158L205 157ZM209 156H211L212 158L209 157ZM241 156L242 157H245L246 158V161H244L245 159H243V158H242L243 159L242 160L241 159ZM91 157H95V158H97V161H99V162L96 163V165L97 164H99V165L102 164V165H100V167H98L99 165L96 166L95 164H92L90 161H88L89 160L88 158H91ZM184 160H185V162L187 161L186 162L187 164L184 162ZM101 161L102 162L105 161V162L102 163ZM214 161H217V162L215 163ZM257 161H259L261 163L260 164L261 167L258 164L259 162H257ZM179 162L180 163L183 162L182 164H180L181 166L179 165ZM76 164H79V165H76ZM183 164H184V167L182 166ZM185 164H186V166H185ZM103 165H105V166H103ZM126 165H127V167H126ZM95 166L97 168H99V170L101 169L100 174L97 171L98 169H96ZM101 166H103V167H101ZM90 167H91V169H90ZM93 167H95L94 168L95 170L93 169ZM181 167H183L184 168L183 170H185L187 172L182 171L181 170L182 169ZM187 167H189V168H187ZM212 167H213V169H212ZM197 168H198V170H197ZM215 168H217V172H216V169ZM88 169H89V172H88ZM178 169H179V171L181 172L182 175L180 174V172L178 171ZM162 170H163V172H162ZM190 170H191V174L189 173ZM93 171H94V173H93ZM158 171L160 173L162 172L161 175L159 174ZM259 171H260V173H259ZM85 172H86V174L88 172V175L84 174ZM153 173L155 174V176H154ZM177 173H179V174H177ZM28 174H30V175H28ZM82 174L87 177V178H85V180H87V181L84 180V178H83L84 176ZM79 176L82 178L81 181H77L76 180V179L80 180ZM102 176H103V178H102ZM171 176H173L174 178L172 179ZM177 176H179V177H177ZM180 176H181V178H180ZM192 176L193 177L196 176L195 179L192 180L191 179ZM31 177H33V178H31ZM186 177L187 178L190 177V179L189 178L187 179ZM217 177H219V178H217ZM88 178H90V179H88ZM95 178L99 180V183H98V180L96 182V179ZM170 178L172 179V181H169ZM93 179H94L95 182H92ZM181 179H183V180H181ZM198 179L200 180L199 182H197L198 183V185H197L198 187L201 185V182H203L202 185H201V187H199V189H197L198 187L195 188L196 187L195 185L197 184L196 181H198ZM225 179H228L229 180V181L227 180V182L229 183V185L226 184V180ZM231 179H232L233 183H232ZM234 179H237V180L234 181ZM82 180H83V182H82ZM221 180H222V183L220 182ZM143 181H145V182L147 181L148 183L145 184V182H143ZM164 181H167V182H164ZM223 181H224L225 184H223ZM244 181H245V184L247 183L246 185L245 184H242V183H244ZM77 182H79V183H77ZM182 182H183V184H182ZM185 182L186 183L188 182V183L186 184ZM91 183H93V185L95 187L92 186ZM248 183H250V184H248ZM255 183L258 185V188L256 187L257 185ZM203 184H205V185H203ZM235 184L237 186H235ZM174 185H175V187H173ZM193 185L195 187H193ZM242 185H244L243 186L244 189H243ZM248 185H249V189L251 191H253V190H255V191L251 192L249 189H247L246 186L248 187ZM171 186L174 188L175 191L174 190H172V191L171 190H168V189L171 188ZM188 186H191V187H188ZM250 186L253 187V188L256 187V189H253ZM173 188H171V189H173ZM186 188H187V190H186ZM190 188L191 189H197V191L191 190ZM189 189L191 190V192H189L190 191ZM166 190H167V193L168 194L166 193ZM179 190L182 191V192H184V193L181 192L182 193V195H181V193H179L180 192ZM244 190H246V191H244ZM67 191H69V192H67ZM98 191H100V192H98ZM162 191H165V192H162ZM169 191H171V192H169ZM90 192H93L94 194L92 195V193H90ZM141 192H143V194ZM206 192L209 193V194H207ZM86 193L87 194L90 193V194L87 195ZM156 193H159V195L157 197L154 195ZM186 193H187V196H186ZM196 193H198V194L195 195ZM75 194H76V196H75ZM176 194H178V195H176ZM67 195L68 196L70 195L69 196L70 198L67 197ZM90 195L92 196L91 198H94L95 200L93 199V200L90 201V199H91V198H89ZM172 195L175 197V199H174V197ZM179 195L182 196V197H180ZM202 195H203V199L201 197ZM74 196H75V198H74ZM85 196L91 202L90 203L89 201H87L88 202L87 203L86 200H85V202L88 205L85 202H84L85 204L84 203H81V201H84L82 199ZM195 196H196V198H195ZM209 197L210 198L213 197L212 198V201L214 203H212V201L210 200ZM214 198H216L218 200H215ZM78 199H79L80 203L78 202ZM183 199H184L185 202L183 201ZM208 199H209L210 202L208 201ZM187 200L190 201V202L191 201H193V202H191L190 205H189L188 203H186ZM199 200H201V201H199ZM219 200H220V202H219ZM242 200H244V201H242ZM76 201L78 202V206H77V202ZM215 201H218L219 203L218 202H215ZM254 201H255V203H254ZM174 202H177V203H174ZM181 202L186 205L185 207H187V204H188V207H187L188 210L187 209H186V211H183L182 210L183 207H181V206H184V204H182ZM194 202L196 204H194ZM208 202L210 204H212L213 207H212V205H209ZM223 202L227 204V208L228 209L225 208L226 204H225V206L222 205ZM199 203H201V204H199ZM252 203H254V204L252 205ZM74 204H75L76 207H79L80 206V208H82V210L80 211V209L79 208H76L74 206ZM135 204L137 206H139V207L141 206L140 208H142V209H140V208L138 209V207ZM180 204H182V205H180ZM29 205H31V204L28 203L27 206H29ZM67 205L69 207H74V208H71L72 209V212L74 214L70 211L71 209L69 207H67ZM220 205L222 207L224 206L223 207L224 209H222V207ZM195 206H196V208H195ZM215 206H216L217 210H216ZM85 207H88L89 210L87 208L85 209ZM205 207H206V209H205ZM262 207H263V209H262ZM13 208L16 209V207H13ZM207 208H209V209H207ZM220 208L222 209V211H221ZM59 209H61L62 212ZM65 209H66L67 212H65ZM75 209H78L79 212L77 213V210L75 211ZM203 209H205V210H203ZM218 209H220V212H224V211L225 212L222 213V214L220 213L221 214L220 215V214L217 213L219 211ZM227 210L228 211L230 210L231 212H227ZM24 211H26V210H24ZM24 211H21V212H24ZM143 211H145V212H143ZM197 211L199 213L202 212L203 215L201 213L199 214ZM139 212H140V214H139ZM212 212H215V214L217 213L218 214V217H217V214H216V216H214L215 214H213L214 217L212 218V214H211ZM132 213H134V214H132ZM184 213H185V215H184ZM144 214H145V216H143ZM195 214H197L196 215L197 217L195 216ZM256 214L259 215V218L261 220L260 219L258 221L257 220H254ZM228 215H229V217H228ZM225 216H226V218H225ZM234 216H236V217H234ZM138 219H141V220L138 221ZM191 221H193V222H191ZM10 222L11 221L9 220V223ZM99 222H100V224H99ZM189 222L192 223V224L189 225L188 224ZM196 222H198V223H196ZM132 223H134V224H132ZM183 223L184 224L186 223V224L184 225ZM92 224H93V226H92ZM181 224L184 225V226H182ZM198 224H200V225L197 226ZM48 225H49V227H48ZM239 225H241V226H239ZM194 226H196V227H194ZM242 226H244V227H242ZM260 227H262V228H260ZM53 228H55V227H53ZM203 228H204V230L206 229L205 227H203ZM203 228H200V229L203 230ZM42 230H44V232ZM242 231H243V229H242ZM150 232H152V231H150ZM4 233L6 235L5 236H2ZM50 234H52V239H58V242H59L58 243L59 244L58 246H57V240H56V243L55 242H50L52 240H44L45 238L47 239V236L50 237L51 236ZM148 234H149V232H148ZM150 234H149V236H150ZM30 235H32V236H30ZM230 235L231 234L228 235V233H226L224 231L221 232V237L224 240H228L230 238ZM257 235L259 236V238H258ZM33 236H36V237H33ZM231 236L232 237L230 239L233 238V235H231ZM173 237H174V235H173ZM40 239L42 240V242H41ZM178 239H182V240H179L180 242H178L177 241ZM63 240L65 241V238ZM187 240H188V242H187ZM8 241H10V242H8ZM139 241H140L139 243H140L141 246L146 245L145 244L146 242L144 241V238L143 239L140 238ZM43 242H45L48 245L47 248H46V245ZM12 243H13V245H12ZM38 243L39 244L42 243L41 246H39L41 248L38 247ZM113 244H115V245L113 246ZM30 245H31V248H30ZM123 245H124V247H123ZM52 246H53V249H52ZM54 246H55V248H54ZM9 247H11V248L8 249ZM32 247H33V249H32ZM35 247H37V248H35ZM39 249H42V250L44 249V251L40 250L41 251L40 252V251H38ZM55 250H56V252H55ZM57 250H59V251H57ZM195 250H197V247H196ZM19 251L21 252V254H20ZM22 251H24V252H22ZM52 251H54V252H52ZM14 252H15V255L16 254H20V255H18V256L16 255L17 257L15 258L14 257ZM154 253H155L154 254L155 256L158 255V252L156 250H155ZM195 253L197 254L196 251H195ZM241 253H242V251H239V254H241ZM206 254H208V251H206L205 253L203 252V255L205 257V260L201 261V264H205V261L206 260L209 261V257L208 256H209L210 252H209L208 255H206ZM260 255H262V256H260ZM142 257H143V255H140V256H137L135 258H139L140 259ZM133 259H134L133 256H130V261L131 262L134 261ZM155 260H156V258L154 259V261ZM154 261L152 260V262H154ZM252 261H254V258H253ZM210 262H211L210 264H216L217 263L216 261H213V260H211ZM32 263H34V262L32 261ZM146 263L147 262L143 261L141 264H146ZM150 264H152V263H150Z\"/></svg>",
	"mask_w": 264,
	"mask_h": 264
},
{
	"label": "built area",
	"instance_id": "2783aa9c",
	"mask_svg": "<svg viewBox=\"0 0 264 264\" xmlns=\"http://www.w3.org/2000/svg\"><path fill=\"white\" fill-rule=\"evenodd\" d=\"M252 17H253V16H252ZM255 17H256L257 19L260 18V16H259L258 14H255ZM263 138H264V136H263Z\"/></svg>",
	"mask_w": 264,
	"mask_h": 264
}]
</instances>
